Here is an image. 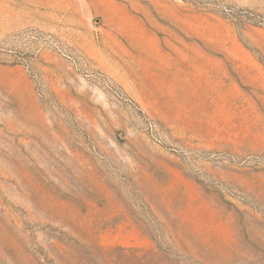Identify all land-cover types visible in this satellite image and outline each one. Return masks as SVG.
Masks as SVG:
<instances>
[{
    "label": "rangeland",
    "instance_id": "obj_1",
    "mask_svg": "<svg viewBox=\"0 0 264 264\" xmlns=\"http://www.w3.org/2000/svg\"><path fill=\"white\" fill-rule=\"evenodd\" d=\"M0 264H264V0H0Z\"/></svg>",
    "mask_w": 264,
    "mask_h": 264
}]
</instances>
